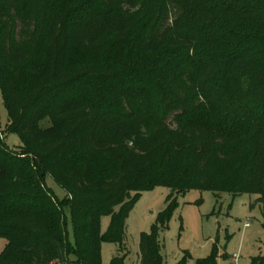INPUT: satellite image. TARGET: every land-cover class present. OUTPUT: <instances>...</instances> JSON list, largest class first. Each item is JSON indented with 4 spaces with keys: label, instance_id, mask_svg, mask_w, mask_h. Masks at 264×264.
<instances>
[{
    "label": "trees",
    "instance_id": "trees-1",
    "mask_svg": "<svg viewBox=\"0 0 264 264\" xmlns=\"http://www.w3.org/2000/svg\"><path fill=\"white\" fill-rule=\"evenodd\" d=\"M262 69L264 0H0V94L23 144L0 141V264H103L158 186L172 194L139 264L163 263L192 190L255 196L264 217Z\"/></svg>",
    "mask_w": 264,
    "mask_h": 264
},
{
    "label": "rangeland",
    "instance_id": "rangeland-1",
    "mask_svg": "<svg viewBox=\"0 0 264 264\" xmlns=\"http://www.w3.org/2000/svg\"><path fill=\"white\" fill-rule=\"evenodd\" d=\"M264 76V69L259 77ZM9 115L0 94V141L9 148L18 150L22 140L15 133H8ZM56 196L63 200L65 191L51 178L46 181ZM172 190L158 186L142 193L126 222V237L122 245L103 242L101 256L103 264H111L113 258L122 257L125 264H139L140 238L150 233L157 224L159 215L168 208V197ZM255 196L233 197L229 193L217 195L211 191L192 190L185 196H177L168 227L160 232L159 241L163 256L162 264H197L199 259L217 253L218 264H250L254 258H264V217L260 206L251 208ZM68 232L75 242L72 218L65 210ZM111 224V217L101 219V234H105ZM6 239H0V257L5 252Z\"/></svg>",
    "mask_w": 264,
    "mask_h": 264
}]
</instances>
